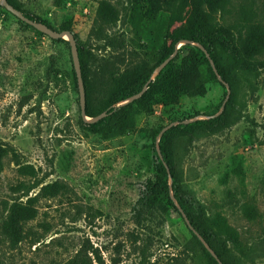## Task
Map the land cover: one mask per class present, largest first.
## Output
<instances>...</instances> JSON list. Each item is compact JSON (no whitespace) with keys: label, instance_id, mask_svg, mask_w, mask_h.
Wrapping results in <instances>:
<instances>
[{"label":"rangeland","instance_id":"obj_1","mask_svg":"<svg viewBox=\"0 0 264 264\" xmlns=\"http://www.w3.org/2000/svg\"><path fill=\"white\" fill-rule=\"evenodd\" d=\"M18 1L51 31L69 25L77 51L87 53L95 95L110 71L157 56L182 24L165 10L146 20L129 0ZM101 1L119 12L108 41L88 38ZM228 1L225 22L264 23V0ZM190 9L188 4L182 17ZM63 40L38 36L0 7V264H73L80 252L87 261L92 248L104 264H205L188 247L185 220L147 212L139 201L157 177L154 132L176 120L207 119L228 97L226 85L208 81L204 96L184 95L172 106L158 97L154 112L141 115L134 130L106 140L85 127L76 61L68 38ZM186 45L176 46L179 61L191 56ZM234 84L235 123L222 133L182 141L176 153L196 209L225 217L253 255L245 263L264 264V69L237 72ZM26 165L35 176L21 171ZM53 183L66 185L67 192L41 199L37 218L24 226V239L12 240L6 222L14 203ZM21 184L25 188L18 190ZM34 185L39 186L26 198Z\"/></svg>","mask_w":264,"mask_h":264},{"label":"trees","instance_id":"obj_2","mask_svg":"<svg viewBox=\"0 0 264 264\" xmlns=\"http://www.w3.org/2000/svg\"><path fill=\"white\" fill-rule=\"evenodd\" d=\"M7 1L27 18L49 30L52 29L46 21L29 16L18 0ZM129 2L146 20H153L160 11L165 10L175 12L182 24L171 34L170 45H164L157 56L123 71H110L100 83V95H95L97 85L93 83V78L90 76L87 53L82 48H78L86 94V115L92 119L106 112V116L99 121L90 123L83 121L85 127L106 140L115 139L134 130L141 115L152 114L158 97L172 106L184 95L204 96L208 81H217L221 85L227 84L231 91L229 98L222 102L217 111L208 115L207 119L188 124L184 123L186 119L176 120L172 124L178 123V125L169 128L165 133L161 132L166 127L154 132V147L160 137L156 147L157 177L154 182L147 185L139 204L150 213L177 215L181 220H185L184 216H186L193 228V230L189 228L191 238L188 247L193 252H197L205 264H246L245 259L253 261V255L242 242L239 232L225 217L221 215L211 217L196 209L195 201L185 184L184 168L176 150L182 141L222 133L235 123L234 79L237 72L253 73L264 69V59H261L264 53V23L245 18L234 24L225 22V8L229 4L228 0H129ZM188 4H191V9L187 18H184L183 12ZM0 7L3 6L0 5ZM118 20V10L111 3L101 1L88 38L96 41L110 40L108 31L117 24ZM19 21L25 27L33 28L38 36H48L44 31ZM61 31L72 33L69 25L64 26ZM52 40L58 42V40ZM59 41L64 40L59 39ZM182 41L196 43L200 47L186 45L191 56L179 61L180 57L177 54L153 79L156 71L173 55L176 46ZM212 64L224 83L218 81ZM73 75L75 84L78 85L79 80L75 69ZM146 85L147 90L139 99L122 104L139 95ZM3 152L7 154L8 151ZM14 154L17 156L16 153ZM21 171L31 176L36 175L34 168L30 165L23 166ZM38 186L30 187L25 197L28 198V194ZM20 188L25 187L21 184L18 190ZM64 192H67V186L62 183L42 185L39 193L28 198L25 203H14L6 222V235L12 240H23L24 226L38 216L39 201L56 198ZM138 216H141V211H138ZM212 253L216 254L218 260L212 256ZM91 254L92 256L85 261L81 252L78 253L73 264H93L94 261L97 264H104L98 249L92 248Z\"/></svg>","mask_w":264,"mask_h":264},{"label":"water","instance_id":"obj_3","mask_svg":"<svg viewBox=\"0 0 264 264\" xmlns=\"http://www.w3.org/2000/svg\"><path fill=\"white\" fill-rule=\"evenodd\" d=\"M0 5H2L8 12H10L12 15H14L16 18H18L19 20H21L22 22L34 27L35 29H39L41 31H44L51 39H54V40H59V39H65V38H68L69 42H70V46H71V51H72V57L73 59L76 61V66H75V71H76V74H77V77H78V80H79V85H80V88H81V92H82V101H81V113H82V119L85 123H90V122H94V121H99L101 119H103L105 116H106V112L102 113L101 115H99L98 117L96 118H88L87 115H86V94H85V89H84V85H83V80H82V76H81V68H80V62H79V59H78V51H77V43H76V39L74 37V35L70 32V31H61V32H54V31H51L49 29H47L45 26H42L38 23H36L35 21L27 18L21 11L15 9L12 5H10L8 3L7 0H0ZM188 43V42H187ZM189 44H193L195 46H198L200 47L198 44L196 43H189ZM178 54V48H176L175 52L173 53V55L166 60V62L164 63V65L159 69V71L165 67L171 60L174 59V57ZM212 68H213V71L218 79L219 82H223L222 80V77L218 74L217 72V69L215 68V66L212 64ZM159 73V72H158ZM157 73V74H158ZM156 74V75H157ZM155 75V76H156ZM155 78V77H154ZM153 78V79H154ZM226 85L227 89H228V97L227 99L229 98L230 96V87L227 85V84H224ZM147 90V85L144 87V89L142 90V92L139 94V95H136L135 97L123 102L122 104H126L128 102H131L133 100H136V99H139L140 96L145 93ZM191 120H187L185 121L184 123L185 124H188L190 123ZM174 124L166 127L165 129L162 130V134L165 133L169 128L173 127ZM161 134V135H162ZM160 140V137L158 139V141ZM158 153H160V150L158 149ZM185 218V221L188 225V227L193 230L192 228V225L190 224L189 220L186 218V216H184ZM212 256L218 260V257L216 256L215 253H212Z\"/></svg>","mask_w":264,"mask_h":264}]
</instances>
